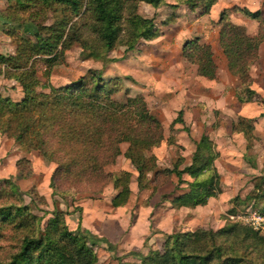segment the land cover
Masks as SVG:
<instances>
[{
	"label": "trees",
	"instance_id": "obj_1",
	"mask_svg": "<svg viewBox=\"0 0 264 264\" xmlns=\"http://www.w3.org/2000/svg\"><path fill=\"white\" fill-rule=\"evenodd\" d=\"M163 1L7 0L0 9V19L23 26L25 33L34 38H21L15 28L7 32L16 51L13 55L0 54V70L4 66L5 76L14 78L24 95L21 100L13 101L0 94V135L40 152L55 164L49 183L53 194L67 184L69 190L80 195L84 192L80 184H105L108 179L116 190L111 205L124 206L131 195V173L105 171L121 154L120 144L124 142L128 146L123 156L137 172L139 190L145 188L148 174L154 179L165 175L158 179L154 189L164 185L171 175L177 179L174 194L186 184L187 191L172 196L171 207L204 206L221 193V175L215 166L219 152L210 136L203 134L195 143L190 164L180 167L184 162L180 156L172 168H160L151 150L164 140L162 125L141 95L128 96L124 101L117 98L118 77L104 78L101 70L90 69L69 85L43 84L49 86L47 93L37 89L36 60L43 59L51 67L73 42L79 43L84 58L100 60L104 67L115 61L108 54L122 36L126 51L134 50L141 39L156 37L153 19L136 12L137 2L157 7ZM215 1L183 0L182 3L202 2L206 13ZM58 4L64 5V17L50 26H42L36 20L42 15L41 10L44 7L56 10ZM241 13L258 22L257 34L249 35L244 27L231 23L227 10H223L218 20L219 44L228 71L236 78L235 96L240 103H248L256 97V91L251 88L250 70L258 59L260 43L264 42V21L259 10L251 12L244 8ZM77 15L84 19L72 20ZM42 30H48V35ZM84 32L89 40L81 39ZM181 55L197 66L199 76L217 79V65L208 42L201 43L197 37L187 40ZM45 74L48 76L49 70ZM261 103L264 104L263 99ZM254 121L238 117L231 125L233 132L243 135L247 151L257 140ZM22 162L27 160L21 158L15 162L19 172ZM257 179L253 180L254 188L260 192L257 198H263L264 177ZM66 214L64 210L54 209L43 226V218L31 212L27 205L0 204V237L8 225L17 227L14 232L20 234L18 248L2 264H98L87 239H91L92 246L103 242L111 248V243L86 230L74 233L65 221ZM141 260L143 264H264V237L236 223H226L217 230H187L166 235L163 251L149 252Z\"/></svg>",
	"mask_w": 264,
	"mask_h": 264
},
{
	"label": "rangeland",
	"instance_id": "obj_2",
	"mask_svg": "<svg viewBox=\"0 0 264 264\" xmlns=\"http://www.w3.org/2000/svg\"><path fill=\"white\" fill-rule=\"evenodd\" d=\"M6 1L0 0V6H5ZM182 2L183 0H164L157 7L145 2H137L136 12L143 18L153 19L154 30L157 33L156 37L141 39L134 50L126 51V46L123 43V38L125 37L122 36L108 54L115 61L104 65V67H102L100 60L84 58L79 43L74 42L65 51L63 57H59L57 62L51 67H47V63L43 59L36 60L34 68L39 79L37 89L47 93L49 92L48 85L54 87L69 85L90 69L101 70L104 78L118 77L115 86L120 88V92L116 95L117 98L120 101H124L128 96L141 95L146 101L151 114L161 123L164 136L161 144L166 146V154L159 161V164L161 165L160 168L172 167L178 158L183 156L182 154L186 150V148L178 143L179 137L177 136H181L180 138L183 139H186V137L190 138L191 134L196 136L201 132V125L196 126L192 123L191 115H194L193 107L187 105L188 101H185L186 104H184L180 100V95L172 98L170 91L163 90L162 84L169 86L173 82L171 70L167 71L158 68L159 66H163L166 60H163L160 55L156 59L155 55H157L159 46L169 41H171L170 43H174L178 39V36L175 35L176 33H186L187 35L189 31L201 24L199 18L205 20L210 25L214 24L218 28H216V31L219 43L220 23L218 20L223 10H227L228 19L231 23L238 21L246 25L248 29L255 28L259 24L256 20L241 13L242 9H246L247 7L251 12L263 10L260 12L264 21V3L258 0H216L210 8V10L213 8L212 13H210V10L206 13L203 12L204 5L202 2H195L192 5ZM235 6L238 7L236 8ZM44 8L41 10L42 15L36 18L42 26H50L64 17V5L62 4H58L56 10H53L51 7ZM23 17H26V14H23ZM71 18L72 20L78 19L81 21L84 19L80 15ZM212 19H217V21H212ZM10 28H15L13 30L21 38L34 40L31 34L30 36L29 33H25L23 26L13 25L8 22L3 23V25L0 24V52H2L0 54H15L16 45L11 41L12 39L7 33L8 30H11ZM42 32L46 35L49 33L48 30H42ZM197 38L199 39V37ZM81 39L89 40L85 32L83 35L81 34ZM190 39H185L183 44ZM148 46L149 49L146 48ZM148 51L154 54L153 59L156 60L155 62H152L147 56ZM220 52L223 53L222 48ZM128 59L131 60V65L125 63ZM147 62L150 63V67L147 66ZM157 62H160V64ZM46 70H49L48 76L45 74ZM152 71H159V73L153 74ZM46 83L48 84L47 86L42 85ZM11 84L20 87L23 97L21 85L14 78H7L5 76L3 66L0 70V87H4L6 90L12 88L14 89L13 93L16 94L15 86H11ZM259 106L264 111V106L261 104ZM180 111L182 114L179 115ZM207 111L208 116L206 118L208 124L204 130L208 132L207 134L214 140L220 153L222 152L223 154L216 162V167L221 174V193L217 197L209 199L207 204L202 207L181 209L168 214L165 202L167 198L165 196L171 192L175 181L166 185L164 191L159 194L154 187H156V183L158 184V179H162V176L165 175H160L158 179H154L152 174H148L147 180L144 182L146 183L145 188L138 190V192L136 190L133 191L131 202L133 207L130 216L126 218L127 225H125L130 235H125L121 243L119 241L115 242L113 239L114 244L111 243V248L106 247L103 242H97L92 246L89 241L91 239H87L88 244L97 257L98 264H143L141 256L149 252L163 251L166 235L168 234L199 229L217 230L226 223H236L248 227L256 231L259 236H264L262 232L255 230L251 226L246 217L244 218V222L240 221L242 220V213L246 209L251 207L261 209L264 206V197L257 198L260 192L254 188L253 181L258 177H264V120L256 123L257 129H261L262 133L254 132L258 136L255 135L258 140L254 142L252 148L249 150V152L255 150L256 155H254L255 157L253 155H247L246 157L244 156V154H247L246 149H244L245 140L239 133L231 130V123H229L230 119L234 122L237 121V118H232L233 116L221 110L210 109ZM179 118L182 119V122L178 121ZM260 134H263V137ZM1 137L0 140L5 144L2 139L6 137ZM7 139L13 140L12 138ZM260 140L262 141L259 142ZM4 141L7 140L4 139ZM13 144L15 146H10L4 156H1L0 151V164L3 162L6 164L7 162L13 163L14 158H17L16 161L24 158L27 162L20 164V172L15 165L17 173H13L12 169L9 171L7 166L1 172L2 168L0 167V204L27 205L31 212L43 218V226L54 209L64 210L67 213L65 221L69 229L74 233L82 231L81 217L79 213H76V211L81 212V209L76 207L78 205L75 206L78 200L77 195L68 189L69 186L67 184L63 187L61 186L56 194H53V189L49 187L50 177L55 164L43 158L40 152L36 150L22 147V145L15 143L14 140ZM255 144L258 145V148H254ZM16 145L20 147L17 148ZM191 145H193L192 142ZM5 146L7 147L8 145L5 144ZM127 146L125 142L120 144L121 154ZM156 150L158 149L156 148ZM117 158L114 163L105 167L106 173L116 174L124 170L122 169L124 167L123 160L119 162ZM131 169H134L133 166ZM129 172L131 173V179L136 182V172ZM23 175H27V177L23 178ZM79 187H82L84 192L78 196L92 199H97L103 194H105L104 197H110L114 189L108 179L105 184L84 183L80 184ZM63 190L65 191L62 194ZM230 209L234 211L230 213ZM139 210H141L142 214L140 215V219L136 220L134 218L138 216ZM131 228H133L132 232L130 231ZM16 229L18 228L11 225L5 226V232L0 237V264L5 262L9 258V255L18 248L20 234L14 232Z\"/></svg>",
	"mask_w": 264,
	"mask_h": 264
},
{
	"label": "crops",
	"instance_id": "obj_3",
	"mask_svg": "<svg viewBox=\"0 0 264 264\" xmlns=\"http://www.w3.org/2000/svg\"><path fill=\"white\" fill-rule=\"evenodd\" d=\"M258 1H261L262 3H264V0H258ZM3 7L4 6H0V9H2ZM212 9L210 10V13H212ZM260 11L262 12L263 10H260ZM199 21H201L200 22L201 24L199 25L200 27L198 26L197 28L189 31L187 35L186 33L185 34L176 33L175 35L178 36V39H176L174 43H170L171 41H169L163 45H160L156 53L157 55H155L157 57L156 59L159 58L158 55H160L163 60L166 59L165 62L163 63V66L158 67L159 69L161 68L167 71L171 70L173 84L171 83L169 84V86H166V84H162L163 90L170 91L172 94V98H176L177 95H180L181 96L180 100L184 104H186L185 101H188L187 105L190 107H193L194 115L193 116L191 115L192 123L196 126L201 125V132L196 136L194 134H191V137L190 138L186 137V139L180 138L181 136H177L179 137L177 140L178 143L181 144L184 148H186V150L182 154L183 155L182 157L183 158L185 157L184 162L182 163V165H180V167L190 164L191 156L196 146L195 143L200 139L201 135L208 133L204 130L205 126L208 124V121L206 118V116H208L207 110H210V109L211 110H221L224 113H227L228 115L233 116L232 118L244 117L248 119H255L252 125L254 126V129H255L254 132L256 133L257 132L262 133L260 131L261 129H257L256 123L258 121L261 122V120H264V116H260V114L264 111L261 110V106H259V104L264 106V104L261 103V100L264 98V53H263L264 42L260 43L259 48H258L259 58L252 65L251 70H250V75L252 78L251 88L256 91V97L252 102L240 103L235 96L236 78L228 71L226 56L222 52H220L221 47L218 43V33L216 31L217 27L214 24L210 25L205 20H201V18H199ZM212 21H217V19H212ZM5 22L6 21L0 19L1 25H3V23ZM234 23L239 26L244 27L247 34L249 35H256L258 32V25L255 28L248 29L247 26L244 25L243 23H240L238 21L237 22L235 21ZM195 37H199V42H209L211 44V47L214 53V61L217 65V79L215 80H209L202 76L197 75L196 66L194 64L189 63L181 55V45L183 44V41L187 38L193 39ZM146 48L149 49V46ZM147 56L152 60V62L156 61L155 59H153L154 54L152 52L148 51ZM130 61L131 60L128 59L126 60L125 63L130 64ZM148 62H147V66L150 67L149 65L150 63ZM157 63L160 64V62H157ZM152 73L158 74L159 71L157 72L152 71ZM5 85H9V84H5ZM11 86H15V84H11ZM13 90L14 89L12 88L6 90V88L0 87V94L7 95L14 101L20 100L22 97V92L20 90V87L17 85L15 86V92H17L16 94L13 93L14 92ZM232 122L233 120L230 119L229 121V123H231L230 126L232 125ZM256 133L255 135L257 136ZM239 134L244 139L243 135L241 133ZM179 135H182V134H179ZM260 135L263 137V134H260ZM1 138L2 137L0 136V139ZM4 139L7 141H4ZM2 140L5 144L8 145L6 147L5 144H3L2 141L0 140L1 156H4L6 152L8 151V149L10 148V146L12 145L15 146V145L13 144V140H10L7 138H3ZM190 141L193 143V145H191ZM261 141L262 140H260L259 142ZM159 146L160 147H154L151 152L156 156L158 166L161 167V165L159 164V161H161V159H163V157L166 154L165 153L166 146H163L162 144ZM16 147L18 148L20 146L16 145ZM156 148L158 150L155 151ZM243 148H244V145H243ZM254 148H258V145L255 144ZM244 149H246V141H245ZM125 150L126 148L122 152L124 153ZM217 151L219 152V157L223 155L222 152L220 153V150L218 148H217ZM123 153L117 158L119 162L120 160H123L124 162V167L122 169L124 170L126 169L128 171L135 173L136 171L134 169L133 170L131 169L132 165L129 162V160L123 156ZM247 155L254 156L256 155V151L253 150L249 152L248 150L247 154H244V156L247 157ZM218 158L215 160V166H216V162ZM16 159L14 158V160L12 161L13 163L11 162H7V164L4 162H3L4 164L1 163L0 164V167L2 168L1 172H3L5 167L7 166L9 168V171L10 169H12L13 173H17L15 171ZM30 160L32 161L31 158ZM32 164H33V161H32ZM172 167L167 166L163 168H172ZM184 179L189 180V177L187 175H184ZM172 181H175L173 183V186L175 187V184L177 181L175 175H171L168 181L164 185L157 187V193L159 194L162 193L164 191V187L168 185L169 183H171ZM174 187L171 190V192L165 196V198H167L165 202L167 204L168 214L171 212L179 211L181 209H185V210L194 209V208H188V207H181V208L171 207L170 200L172 196H174L175 194L187 191L186 184H182L181 189L176 191V193L174 194ZM130 189H131V195L128 199V202L124 206H120L116 208L113 207L110 203L111 197L116 193V190L114 189L110 197H104L105 194H103L97 199H92V198H83L77 195L76 197L78 198V200L75 203V206L78 205L76 207H79V209H81V212L76 211V213H79L81 217V228L83 230H86L87 232H89L90 234L94 236L103 237L105 240L107 239L112 244H114L113 239L115 242L119 241L121 243L125 235L126 236L130 235L129 232H127L126 230L127 227L125 226L127 225L126 218L130 216V213L132 211L133 205L131 204V202H132L133 191L136 190L138 192L139 190L136 182L133 179H131V182H130ZM197 207H202V206H196L195 208ZM141 214H142L141 210H139L138 216L135 217L134 219L139 220ZM132 229L133 228H131L130 230L131 232H132Z\"/></svg>",
	"mask_w": 264,
	"mask_h": 264
},
{
	"label": "built area",
	"instance_id": "obj_4",
	"mask_svg": "<svg viewBox=\"0 0 264 264\" xmlns=\"http://www.w3.org/2000/svg\"><path fill=\"white\" fill-rule=\"evenodd\" d=\"M242 214V220L240 221L244 222V218L246 217V219L251 223V226L255 230L262 232V235H264V206L261 209H254L252 207L248 208Z\"/></svg>",
	"mask_w": 264,
	"mask_h": 264
}]
</instances>
